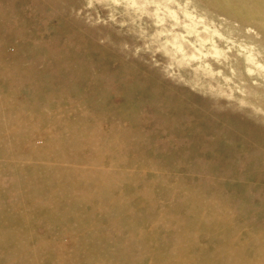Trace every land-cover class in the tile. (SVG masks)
Instances as JSON below:
<instances>
[{"label": "rangeland", "instance_id": "1", "mask_svg": "<svg viewBox=\"0 0 264 264\" xmlns=\"http://www.w3.org/2000/svg\"><path fill=\"white\" fill-rule=\"evenodd\" d=\"M263 14L264 0H0V264H46L56 253L36 247L55 240L73 264H165L181 251L183 264H221L257 254ZM83 130L97 145L74 138ZM45 139L72 159L27 157L29 143ZM97 163L119 174L101 187L123 195L121 212L100 214L92 198L65 194L52 213L37 214L56 174L91 173ZM136 226L152 236L135 248L124 243L138 237Z\"/></svg>", "mask_w": 264, "mask_h": 264}, {"label": "bare ground", "instance_id": "2", "mask_svg": "<svg viewBox=\"0 0 264 264\" xmlns=\"http://www.w3.org/2000/svg\"><path fill=\"white\" fill-rule=\"evenodd\" d=\"M264 14L261 16V21H257L258 23L257 24H261V27L263 26L264 27ZM69 46V45H68ZM67 46V47H68ZM64 55V54H63ZM84 68V67H83ZM87 71V70H86ZM100 75V74H99ZM109 75V74H108ZM93 77V76H92ZM105 77V76H104ZM111 77V76H110ZM108 79V78H107ZM112 83V82H111ZM95 84V83H94ZM100 84H102V83H100ZM113 85V84H112ZM46 86V85H45ZM105 88V87H104ZM44 94V93H43ZM58 95V94H57ZM82 102V101H81ZM29 104V103H28ZM183 105V104H182ZM46 106V105H45ZM116 106V105H115ZM114 106V107H115ZM167 106V105H166ZM176 106V105H175ZM179 109H180V106H179ZM35 110V109H34ZM15 112V111H14ZM17 113V112H16ZM15 113V114H16ZM49 113V112H48ZM54 114V113H53ZM54 116V115H53ZM22 117V116H21ZM23 117H25V116H23ZM28 117H30V116H28ZM35 117H37V116H35ZM61 118V117H60ZM10 119V118H9ZM9 119H8V121H9ZM15 121L13 120V119H10L11 120V123H12V121H14V123H16V124H18V126L17 127H19V121L21 120V119H19L18 118V116H16L15 118ZM25 119V118H24ZM26 119H27V116H26ZM29 119V118H28ZM33 119V118H32ZM41 119V118H40ZM152 119V118H151ZM6 120V119H5ZM37 120V119H36ZM40 121V120H39ZM25 122H27L26 120H25ZM31 122V121H30ZM135 122V121H134ZM36 123H37V121H36ZM10 124V123H9ZM27 124V123H26ZM26 124H25V126H26ZM30 125L32 124L33 125V123H29ZM38 124V123H37ZM81 124V123H80ZM10 125H12V124H10ZM10 125H9V127H10ZM41 125V124H40ZM39 125V126H40ZM91 125V124H90ZM13 126V125H12ZM24 126V125H23ZM28 127H29V125H27ZM74 126V125H73ZM16 127V128H17ZM21 127V126H20ZM38 127V126H37ZM42 127V126H41ZM69 127V126H68ZM241 127V126H240ZM253 127V126H252ZM4 128V127H3ZM158 128V127H157ZM15 129V128H14ZM14 129H12L10 132H13V131H16V130H14ZM20 129V128H19ZM30 129V128H29ZM32 129V128H31ZM35 129V128H34ZM18 130V129H17ZM27 130H28V128H27ZM248 130V129H247ZM32 131H33V129H32ZM38 131V130H37ZM36 131V132H37ZM39 131H40V129H39ZM15 133V132H14ZM27 133V132H26ZM34 133H35V131H34ZM33 133V134H34ZM136 133V132H135ZM44 134V133H43ZM30 135V134H29ZM36 135V134H35ZM139 135V134H138ZM30 136H32V135H30ZM39 136V135H38ZM42 136V135H41ZM73 136H74V138L76 139V140H85V142H88L90 145L91 144H94V145H97V144H95V140L96 139H93V137H94V134H92V133H90V132H87V131H85V130H83V131H80V132H75V133H73ZM78 136V137H77ZM136 136V135H135ZM33 137V136H32ZM40 137V136H39ZM45 137H47L46 135L44 136V138ZM141 137V136H140ZM35 138H36V136H35ZM51 139V138H50ZM141 139V138H140ZM16 140H19V139H15V141ZM23 140V139H22ZM31 140V139H30ZM39 140H41V139H39ZM46 141H44L43 140V142H41L40 144H39V146H36L35 148H33L32 147V145L34 144H31V142H33V141H31L30 143H29V145L31 146V149H30V147H26L25 149H26V152H27V154L29 155V156H27V157H32V158H34V159H38V163H39V160H41L42 161V159L43 160H47V161H50V163H52L51 161H58V162H63V161H66L65 159H72V157L71 158H67L66 156H65V153H64V149H63V145L61 144V143H53V142H50V141H47V139H45ZM17 142V141H16ZM141 142V141H140ZM15 143V142H14ZM136 143V142H135ZM262 143V142H261ZM35 145V144H34ZM19 146H21V145H19ZM19 146L17 147V148H19ZM22 147V146H21ZM20 147V148H21ZM23 148V147H22ZM16 149V148H15ZM19 150V149H18ZM111 150V149H110ZM153 150V149H152ZM22 151H23V149H22ZM15 152V151H14ZM114 152V151H113ZM18 153V152H17ZM97 153L98 154H96L95 155V157L97 158L96 159V162H100L102 159H104V155L102 154V153H99V151H97ZM19 154V153H18ZM141 154V153H140ZM21 155V154H20ZM23 155V154H22ZM25 155V154H24ZM139 155V154H138ZM26 156V155H25ZM112 156H113V154H112ZM111 156V157H112ZM22 157V156H21ZM175 157V156H174ZM30 159V158H29ZM33 159V160H34ZM17 161V160H16ZM23 161V160H22ZM31 161V160H30ZM40 161V162H41ZM113 161V160H112ZM57 162V163H58ZM67 162V161H66ZM68 162H69V160H68ZM107 162V161H106ZM146 162V161H145ZM11 163V162H10ZM15 163V162H14ZM43 163V162H42ZM49 163V164H50ZM56 162H54V164H55ZM57 163H56V166H59V165H57ZM147 163V162H146ZM32 164V163H31ZM61 164V163H60ZM66 164V163H65ZM71 164V163H70ZM74 163H72L71 165L72 166H74L73 165ZM84 164V163H83ZM98 164V163H97ZM107 164V163H106ZM12 165V164H11ZM33 165V164H32ZM53 165V164H52ZM63 165V164H62ZM66 165H68V164H66ZM75 165H80L79 163L78 164H76V159H75ZM92 165V164H91ZM108 165H111V164H109V162H108ZM22 166V165H21ZM28 167H29V165H27ZM35 166V165H34ZM47 166V163L45 164V167ZM55 166V167H56ZM61 166V165H60ZM65 166V165H64ZM98 167H96V168H93L94 170H93V172H84L83 170V172L82 173H80L79 175H78V173L79 172H77L76 173V170L77 169H84V168H80V167H74L72 170H70V171H62L61 172V174H59V175H55V181H54V183H56V188H54V189H52V188H50V189H52L51 191H50V194L48 195V200H49V206H47V207H43L42 205H39L38 207H37V214L38 215H40V216H43L44 217V215L45 214H47V213H52V211L51 210H54V209H56L57 207H56V202L58 201V199L59 198H61V197H63L65 194L66 195H68V196H71L73 199H75V200H77V199H93L94 201V204H92V207H94V210H96V211H98L100 214L101 213H109L110 211H115V212H121L122 211V209L124 208V204L123 203H125L124 201V199H122V198H124L123 197V195H121V197H119V195H112V194H110V192H108V191H106L105 189H102V187H101V185H104V184H107V183H110V180H115L116 178H117V176H119V174L118 173H116V172H110L109 174H105L106 173V171H105V173H103V169L105 168H101V167H103L102 166V164H98L97 165ZM25 167V166H24ZM31 167V166H30ZM33 167V166H32ZM48 167V166H47ZM46 167V168H47ZM61 167H63V166H61ZM61 167H58V168H61ZM69 167V166H68ZM206 167V166H205ZM45 168V169H46ZM57 168V167H56ZM55 169L54 168V170H59V169ZM91 168V167H90ZM107 168V167H106ZM18 169H20V168H18ZM33 169H35V168H33ZM65 169H68V168H65ZM113 169V168H112ZM168 169V168H167ZM13 170V169H12ZM47 170H48V168H47ZM53 171V169H51L50 168V171ZM89 170H91V169H89ZM108 170V169H107ZM35 171L37 172V169H35ZM44 171V170H43ZM61 171V170H60ZM138 171V170H137ZM36 172H33V174L35 173L36 174ZM47 172V171H46ZM107 172H109V171H107ZM38 173H39V171H38ZM56 173V172H55ZM47 174H49V173H47ZM46 174V175H47ZM121 174V173H120ZM31 175H32V173H31ZM40 175V174H39ZM38 175V176H39ZM34 176H36V175H34ZM56 176H57V178H56ZM73 176V177H72ZM47 177V176H46ZM143 177V176H142ZM12 179V178H11ZM120 179V178H119ZM150 179V178H149ZM125 180H126V178H125ZM201 180V179H200ZM192 181V180H191ZM190 181V182H191ZM197 182V181H196ZM46 184H47V182H45ZM45 183H43L44 185H46ZM117 183V182H116ZM130 183V182H129ZM199 183H201V182H199ZM111 184V183H110ZM122 184V183H121ZM111 185H113V184H111ZM202 185V184H201ZM137 187V186H136ZM147 188H149V187H147ZM141 189V188H140ZM61 191V192H60ZM216 191V190H215ZM146 192V191H145ZM212 192V191H211ZM230 192V191H229ZM228 192V193H229ZM32 193V192H31ZM122 192H120V194H121ZM149 193H150V191H149ZM206 193H207V191H206ZM214 193V192H213ZM156 194V193H155ZM131 195V194H130ZM146 196V195H145ZM230 196V195H229ZM150 198V197H149ZM148 198V199H149ZM155 198V197H154ZM236 198V197H235ZM126 199V198H125ZM143 199H144V197H143ZM222 199V198H221ZM65 200H66V198H65ZM67 200H70V198L69 199H67ZM147 200V199H146ZM188 200V199H187ZM228 200V199H227ZM233 200V199H232ZM252 200V199H251ZM150 202V201H149ZM240 202V201H239ZM237 203V202H236ZM155 204V203H154ZM234 204V203H233ZM242 206V205H241ZM113 208V209H112ZM172 208V207H171ZM243 208V207H242ZM91 209V208H90ZM199 209V208H198ZM92 210V209H91ZM121 210V211H120ZM150 210V209H149ZM193 210V209H192ZM195 210V209H194ZM64 211H65V209H64ZM154 211V210H153ZM131 214H133L132 212H130ZM112 214V213H111ZM104 215V214H103ZM156 215V214H155ZM176 215V214H175ZM242 215V214H241ZM103 217V216H102ZM109 217H110V215H109ZM122 217L124 218V220L125 221H127L128 220V216H126V215H122ZM133 217H135V216H133ZM223 217V216H222ZM129 218H130V214H129ZM115 219V218H114ZM206 219V218H205ZM214 219V218H213ZM247 219H249V218H247ZM135 220H137V218L135 219ZM144 220V219H143ZM199 220V219H198ZM197 220V221H198ZM244 220V219H243ZM154 221V220H153ZM191 221V220H190ZM197 221H195V223H193L194 224V227H197V228H195V229H198V227L199 226H203V224L202 223H198ZM220 221V220H219ZM223 221V220H222ZM114 222V224H115V222H117V220H114L113 221ZM147 222V221H146ZM194 222V221H193ZM197 222V223H196ZM201 222V221H200ZM205 222V221H204ZM141 223V222H140ZM172 223V222H171ZM187 223V222H186ZM221 223V222H220ZM26 224V223H25ZM28 224V223H27ZM214 224V223H213ZM221 224H223V222L221 223ZM130 225H132V224H130ZM133 225H135L134 223H133ZM144 225V224H143ZM172 225V224H171ZM217 225V223L216 224H214V225H211L210 224V227H212L213 229H218V227L216 226ZM138 226V225H137ZM136 226V227H137ZM141 226V225H140ZM136 227H134V228H136ZM139 227V226H138ZM137 227V231H138V229L140 230V233H138L137 235H138V237H132V236H130V237H128V238H130L128 241H126L124 244L125 245H130V246H133V247H139V244L142 242V240L141 239H148L149 237H151V236H149L148 234H145V233H143L142 231V229L141 228H138ZM145 227V226H144ZM204 227V226H203ZM128 228H129V226H128ZM133 228V227H132ZM132 228H130V230H133ZM206 228H207V226H206ZM211 228V229H212ZM31 229V228H30ZM84 229V232H86V231H91V230H93V229H95L96 230V226L95 225H93L92 226V229H88V228H83ZM83 229H81V230H83ZM194 229V230H195ZM208 229V228H207ZM210 228H209V230H211ZM222 229V228H221ZM220 229V230H221ZM224 229V228H223ZM86 230V231H85ZM129 230V229H128ZM152 230V229H151ZM187 230V229H186ZM264 230V229H263ZM193 231V230H192ZM191 231V232H192ZM198 231H199V229H198ZM200 232V231H199ZM234 232V231H233ZM152 233V231H150V234ZM179 233V232H178ZM114 234V233H113ZM115 235H116V233H115ZM180 235V234H179ZM155 236V235H154ZM200 236V235H199ZM185 236L183 235V238H184ZM104 238V237H103ZM179 238H181V237H179ZM178 238V239H179ZM220 238V237H219ZM221 238H222V235H221ZM175 239V238H174ZM190 239V238H189ZM208 239V238H207ZM43 240V239H42ZM188 240V239H187ZM258 240V239H257ZM56 241V243L57 244H55V242H51V241H45V242H40L39 244H38V246L36 247V252H35V254L37 253V252H39V251H42V252H45V253H48V252H51V251H53L52 253H56L55 255H53L52 256V258L51 259H49V260H47V262H45L46 264H67V263H69V264H73V262L71 261V257H72V255L71 254H64V253H62L63 252V250H64V244L62 243V242H60V241H58V240H55ZM150 241H151V239H150ZM242 241V240H241ZM15 242V241H14ZM152 242V241H151ZM23 243V242H22ZM139 243V244H138ZM198 243V242H197ZM74 245H75V247H77L76 245L77 244H75L74 243ZM154 245H156V244H154ZM178 245V244H177ZM25 246V245H24ZM227 246V245H226ZM225 247V246H224ZM230 247V246H229ZM188 248V247H187ZM179 250H180V248H178ZM184 249H186L185 248V246H184ZM195 249V248H194ZM222 249H223V247H222ZM227 249V248H226ZM230 249H231V247H230ZM22 250V249H21ZM137 250V249H136ZM145 250L147 251L148 250V248H145ZM179 250H178V252H179ZM197 250H198V248H197ZM220 250V249H219ZM231 251V250H230ZM255 251L257 252V254H255V255H247V252L245 251H241V252H238V253H235V254H231V255H229L228 257H227V259H223L222 261H220V263L221 264H264V246L263 247H261V245H258V246H255ZM34 252V251H33ZM157 252V251H156ZM176 252V251H175ZM182 252V253H181ZM181 252H179V253H177L176 255L174 254L171 258H169V259H167V260H169L168 262H165V264H183V262H182V260L179 258V255L178 254H182L184 257H188L187 255H184V252L183 251H181ZM221 252V251H220ZM226 252H228V251H226ZM225 252V253H226ZM234 251H231V253H233ZM158 253V252H157ZM223 253V252H222ZM34 253L32 254V255H35ZM92 254H93V252L92 251H90V250H84L83 251V253L81 254L83 257H84V260L85 259H87L88 260V258H90L91 256H92ZM139 254V253H138ZM220 254V253H219ZM218 254V255H219ZM181 255V256H182ZM226 255V254H225ZM126 256H129L130 257V255L129 254H126ZM168 256V255H167ZM129 257H127V259L129 258ZM140 257H142V256H140ZM190 257H192V256H190ZM195 257V256H194ZM134 258V257H133ZM151 258V257H150ZM197 258V257H196ZM31 259V258H30ZM75 259V258H74ZM156 259H158V258H156ZM160 259V258H159ZM165 260V259H164ZM164 260H163V262H164ZM34 261V260H33ZM133 261V260H132ZM148 261V260H147ZM161 261V260H160ZM212 261V260H211ZM214 261V260H213ZM37 262V261H36ZM139 262V261H138ZM154 262H155V260H154ZM158 262V261H157ZM162 262V261H161ZM160 262V263H161ZM162 262V263H163ZM113 263V262H112ZM111 263V264H112ZM152 263V262H151ZM159 263V264H160ZM215 263V262H214ZM88 264V263H87ZM106 264H108V262L106 263ZM147 264H148V262H147ZM150 264V263H149ZM155 264H156V262H155ZM158 264V263H157ZM185 264H186V262H185ZM209 264H211V263H209Z\"/></svg>", "mask_w": 264, "mask_h": 264}]
</instances>
